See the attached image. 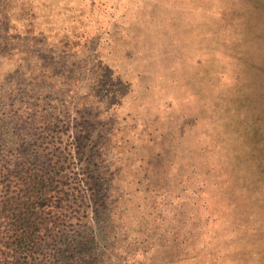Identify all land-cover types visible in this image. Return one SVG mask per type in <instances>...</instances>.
I'll return each instance as SVG.
<instances>
[{"label": "rangeland", "instance_id": "rangeland-1", "mask_svg": "<svg viewBox=\"0 0 264 264\" xmlns=\"http://www.w3.org/2000/svg\"><path fill=\"white\" fill-rule=\"evenodd\" d=\"M244 49L263 74L264 0H0V181L87 171L100 264H264Z\"/></svg>", "mask_w": 264, "mask_h": 264}, {"label": "trees", "instance_id": "trees-1", "mask_svg": "<svg viewBox=\"0 0 264 264\" xmlns=\"http://www.w3.org/2000/svg\"><path fill=\"white\" fill-rule=\"evenodd\" d=\"M246 52L244 49L245 55ZM250 57L249 54L246 73H254L262 84L253 89V94L264 89V73L262 66ZM245 62L242 59L243 66ZM244 78L240 70L236 80ZM237 93L239 97L249 94L243 81L239 82ZM48 161L55 168V161ZM31 165L32 168L15 171L13 177L4 173V180L0 181V264H100L105 235L94 229L96 218L88 215L86 195L76 193L82 184L80 175L87 176L88 172H80L74 178L79 183H63L60 169L55 177H50L51 171L45 166L36 169L37 165ZM76 201H80L82 209L73 206Z\"/></svg>", "mask_w": 264, "mask_h": 264}]
</instances>
